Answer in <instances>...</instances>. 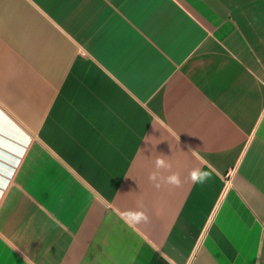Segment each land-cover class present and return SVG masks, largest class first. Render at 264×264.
<instances>
[{
    "label": "crops",
    "instance_id": "1",
    "mask_svg": "<svg viewBox=\"0 0 264 264\" xmlns=\"http://www.w3.org/2000/svg\"><path fill=\"white\" fill-rule=\"evenodd\" d=\"M0 264H264V0H0Z\"/></svg>",
    "mask_w": 264,
    "mask_h": 264
},
{
    "label": "clouds",
    "instance_id": "2",
    "mask_svg": "<svg viewBox=\"0 0 264 264\" xmlns=\"http://www.w3.org/2000/svg\"><path fill=\"white\" fill-rule=\"evenodd\" d=\"M194 155L196 151L190 149ZM155 171L149 173L148 180L153 184L156 189L162 186L179 187L182 183L181 173L171 171L172 165L165 158L164 155L158 156L154 161ZM209 170L204 171L200 167L193 168L189 171L187 179L193 184H204L211 179L212 166L208 165ZM160 170L169 172L168 175H162ZM120 219L129 227L135 228L141 224L150 223V217L147 212L143 210H126L120 213ZM26 259V258H25Z\"/></svg>",
    "mask_w": 264,
    "mask_h": 264
}]
</instances>
